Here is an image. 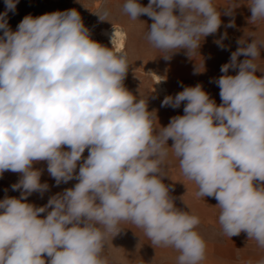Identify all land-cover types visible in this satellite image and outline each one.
I'll return each mask as SVG.
<instances>
[{"label":"clouds","instance_id":"1","mask_svg":"<svg viewBox=\"0 0 264 264\" xmlns=\"http://www.w3.org/2000/svg\"><path fill=\"white\" fill-rule=\"evenodd\" d=\"M4 3L0 176L20 174L11 185L20 195L0 199V264H113L106 249L123 223L142 229L152 246L174 249L176 264H204L201 218L183 196L188 210L177 207L174 185L164 182L170 157L197 186V199L218 202L225 236L246 233L264 249V70L257 63L264 38L252 32L237 40L214 79L219 105L201 84L183 86L161 102L173 109L183 104V115L161 126L149 97L124 85L127 51L92 39L77 9L29 14L13 30L8 14H15L19 0ZM242 5L251 12L248 24L264 22V0H228L226 6L214 0H149L146 6L123 0L121 11L132 21L149 17L145 39L171 60L182 50L191 58L199 53L204 39L221 28L222 15L233 17L225 28L235 27ZM95 14L109 21L111 9L102 6ZM225 39L226 31L214 43L226 49ZM39 162H46L56 186L77 181L43 206L28 202L33 193L49 190L41 182L43 170L34 167ZM243 264H264V257Z\"/></svg>","mask_w":264,"mask_h":264},{"label":"rangeland","instance_id":"2","mask_svg":"<svg viewBox=\"0 0 264 264\" xmlns=\"http://www.w3.org/2000/svg\"><path fill=\"white\" fill-rule=\"evenodd\" d=\"M142 5H147L149 0H139ZM217 6H226L228 0H214ZM241 4H247L248 0H239ZM123 0H19L16 6L15 14L9 12V25L16 30L19 22L31 14L36 17L53 11H64L75 8L79 11L85 26L91 33H95L101 27L109 25H119L125 34V50L128 53L131 63L126 79L125 87L134 95L149 97V110H157L158 121L161 126H167L170 119L176 115H183L182 104L180 108L161 107V102L166 95H175L183 90V86H195L201 84L210 97L213 98L217 105L222 101L219 95V87L215 84L214 79L219 78L221 66L228 63L231 53L239 47L237 40L247 37L248 34L255 32L257 36L264 38V22H258L255 25L248 24V18L251 12L247 5H242L235 10V27L225 28L229 20L233 17L222 15L223 24L219 31L214 35L206 37L197 52L192 58L180 51L175 54L171 60H165L161 57L159 50L153 48L145 39L147 27L152 23L146 15L139 17V20L132 21L128 16L122 13L121 6ZM102 6L111 9L109 21H99L95 14ZM222 13L224 8L219 9ZM5 11L4 0H0V12ZM227 32V39L223 41L226 49H221L215 40L219 39L224 32ZM249 42L251 37L248 38ZM243 60L244 57L238 58ZM261 70H264V50L261 52V59L257 60ZM198 69V71L196 70ZM150 71L158 73L163 81L165 91L158 95L150 82ZM229 74L235 75L236 71L230 69ZM260 75V73H257ZM171 146V139L168 141ZM87 150L84 156H87ZM169 177L164 179L166 184L174 185V191L171 195L176 197L175 204L184 210L196 212L201 218V224L198 231L202 234L207 242V258L204 264H243L247 260H258L264 257V249L257 246L255 241L248 240L246 233L239 236L228 238L222 232L218 222L219 210L214 206L218 203L212 197L197 199L195 192L197 186L194 182L187 180L181 173L178 161L170 157ZM35 168L42 169L41 182L49 184V190L45 195L41 194L37 199L32 200L34 194L28 197V202L36 206H43L48 199L64 189L73 187L76 180L69 181L67 184L55 185L54 179L47 172L46 162H39L34 165ZM20 174L5 172L0 176V182L18 181ZM1 193V188H0ZM11 196L19 197V191H13ZM183 196L184 202L180 199ZM36 197V194H35ZM34 198V197H33ZM43 199V202L40 200ZM42 216L45 214H41ZM124 229L117 235L112 243L109 241L106 253L113 259V264H176L178 253L171 248L155 247L145 236L142 229L130 223H123Z\"/></svg>","mask_w":264,"mask_h":264},{"label":"bare ground","instance_id":"3","mask_svg":"<svg viewBox=\"0 0 264 264\" xmlns=\"http://www.w3.org/2000/svg\"><path fill=\"white\" fill-rule=\"evenodd\" d=\"M114 37L113 45L111 43L112 38ZM125 34L122 31V28L119 25H109L107 27L99 28L95 33L92 34V39L101 43L104 46L111 48L114 46V50H125ZM150 82L153 84L154 91L161 95L166 90L164 87V81L162 77L154 72L150 71Z\"/></svg>","mask_w":264,"mask_h":264},{"label":"crops","instance_id":"4","mask_svg":"<svg viewBox=\"0 0 264 264\" xmlns=\"http://www.w3.org/2000/svg\"><path fill=\"white\" fill-rule=\"evenodd\" d=\"M16 183V181H11V182H6V181H1L0 182V188H1V193H0V199H3L6 195L7 196H11V192H12V188H11V185ZM33 197L31 196V199L32 200H35L37 199V197L40 195V193H33ZM35 194H36V197H35ZM45 195V193L43 194ZM40 202H43V199L40 200Z\"/></svg>","mask_w":264,"mask_h":264}]
</instances>
